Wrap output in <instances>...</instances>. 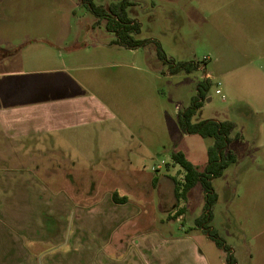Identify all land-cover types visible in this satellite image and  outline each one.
Returning a JSON list of instances; mask_svg holds the SVG:
<instances>
[{"label":"rangeland","instance_id":"374dc122","mask_svg":"<svg viewBox=\"0 0 264 264\" xmlns=\"http://www.w3.org/2000/svg\"><path fill=\"white\" fill-rule=\"evenodd\" d=\"M132 1L137 37L150 40L138 48L117 44L83 0H0V73L76 78L114 113L37 142L0 141V264H113L125 254L128 264H228L196 224L202 184L175 193L185 174L173 153L204 170L215 142L179 122L207 77L194 120L234 122L238 155L213 180L211 225L238 264H264V0ZM156 41L199 68L171 74Z\"/></svg>","mask_w":264,"mask_h":264},{"label":"trees","instance_id":"16d2710c","mask_svg":"<svg viewBox=\"0 0 264 264\" xmlns=\"http://www.w3.org/2000/svg\"><path fill=\"white\" fill-rule=\"evenodd\" d=\"M89 9L100 19H106V28L116 34L115 42L122 47L138 48L150 43L148 39L138 38L141 31L140 24L130 13L132 5L136 4L132 0H121L107 6L95 3L94 0H83ZM157 43V53L161 60L169 64L171 74L179 72H192L199 68L195 61H176L170 58L161 43ZM212 85L210 78H205L198 84V93L193 97L192 104L184 111L180 112L179 122L181 127L188 133H196L204 137H213L215 142L208 149V162L204 170L199 169L183 151L174 152L172 157L175 163L180 164L184 170L185 179L181 182L174 177L175 193L178 198L187 197L193 187L201 183L206 193V205L204 213L196 219V224L203 229L216 244L228 252V264H238V260L231 250V246L226 243L218 230L211 225L214 218V205L218 202L219 194L214 189L213 180L223 176L225 170L238 161L237 153L230 148L232 141L231 134L235 128V123L229 120L221 121L208 119L195 121L198 111L203 107L207 92ZM158 178H156L155 182ZM117 200L126 201L124 196L119 198V193L115 192Z\"/></svg>","mask_w":264,"mask_h":264},{"label":"crops","instance_id":"0c3cea01","mask_svg":"<svg viewBox=\"0 0 264 264\" xmlns=\"http://www.w3.org/2000/svg\"><path fill=\"white\" fill-rule=\"evenodd\" d=\"M8 56L12 58L11 54ZM43 72L36 70L32 74ZM19 75L13 71L0 73V141L11 145L28 144L56 132L114 117L113 111L98 96L76 90L81 86L76 78L70 81L50 76L16 78ZM126 255L121 258L114 255L113 264H128L130 260Z\"/></svg>","mask_w":264,"mask_h":264},{"label":"built area","instance_id":"2783aa9c","mask_svg":"<svg viewBox=\"0 0 264 264\" xmlns=\"http://www.w3.org/2000/svg\"><path fill=\"white\" fill-rule=\"evenodd\" d=\"M218 93H220V90H217Z\"/></svg>","mask_w":264,"mask_h":264},{"label":"water","instance_id":"95a60500","mask_svg":"<svg viewBox=\"0 0 264 264\" xmlns=\"http://www.w3.org/2000/svg\"><path fill=\"white\" fill-rule=\"evenodd\" d=\"M108 7V9L110 10V6H107Z\"/></svg>","mask_w":264,"mask_h":264}]
</instances>
